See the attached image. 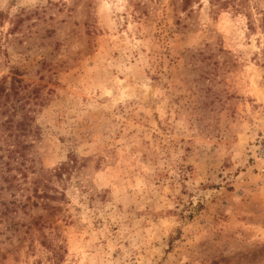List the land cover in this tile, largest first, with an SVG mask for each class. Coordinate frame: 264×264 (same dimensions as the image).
Returning a JSON list of instances; mask_svg holds the SVG:
<instances>
[{
    "label": "rangeland",
    "instance_id": "rangeland-1",
    "mask_svg": "<svg viewBox=\"0 0 264 264\" xmlns=\"http://www.w3.org/2000/svg\"><path fill=\"white\" fill-rule=\"evenodd\" d=\"M0 84V264H264V0H0Z\"/></svg>",
    "mask_w": 264,
    "mask_h": 264
},
{
    "label": "trees",
    "instance_id": "trees-1",
    "mask_svg": "<svg viewBox=\"0 0 264 264\" xmlns=\"http://www.w3.org/2000/svg\"><path fill=\"white\" fill-rule=\"evenodd\" d=\"M12 81L13 82L15 81L16 83L19 82L18 80H14V79H12ZM10 87H11L10 90L13 91L12 92V95H16V92L13 90L14 89V86H12V84H11ZM9 95H10L9 92L7 93L5 91V89H3L2 85L0 84V97H3V98L6 99V98L9 97ZM1 105H2V103H1ZM3 125H4V123L1 124V126H3ZM6 126H7L8 129L13 126L14 130H16L17 132H19L20 130H23L24 129L25 124L23 122H20L19 121V122H16L15 125H13L12 121H7V125ZM18 136H20V135H17L16 138Z\"/></svg>",
    "mask_w": 264,
    "mask_h": 264
}]
</instances>
